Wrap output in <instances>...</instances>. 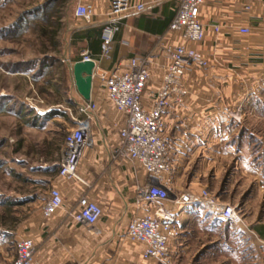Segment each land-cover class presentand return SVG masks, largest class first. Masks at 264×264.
Wrapping results in <instances>:
<instances>
[{"label": "crops", "instance_id": "obj_1", "mask_svg": "<svg viewBox=\"0 0 264 264\" xmlns=\"http://www.w3.org/2000/svg\"><path fill=\"white\" fill-rule=\"evenodd\" d=\"M137 1L144 3L146 10L142 13L131 11L122 17L110 59L102 58L99 45L93 49L87 42H78L77 56L65 63L69 85L65 102L76 111L75 118H81L78 107L88 101L79 95L74 85L73 65L82 60L83 54L91 55L96 63L91 93V101L97 105L92 124L94 146L87 149L80 160L78 175L81 181L59 177L60 162L57 164L51 176L52 188L60 191L64 201L62 208L50 217L41 212L28 220L21 231L17 230V239H30L36 244L33 264H165L145 259L144 245L127 237L128 223L137 213L136 192L145 184L146 173L137 162L112 159L113 152L121 144L120 131L127 117L114 107L99 78L103 72L126 71L133 58H150V78L143 97L144 105L149 108L171 63L167 48L183 44L181 35L169 30L177 10L174 0ZM82 2L94 4L97 16L93 24L72 27L71 41L73 33L100 28L106 22L104 15L109 9V0ZM200 20L207 29L206 37L203 42L190 46L203 53L209 60V67L192 65L186 68L184 85L188 94L184 103L175 106L164 118L176 161L174 191L181 164L191 151L205 150L214 144L225 146L227 135L237 132L238 125L229 129L212 124L218 121L215 117H222L225 125L231 119L235 124L248 122L258 106L255 103L264 101V93H254L260 87L264 90V0H207L201 8ZM214 25L221 27L219 34L214 33ZM241 28H250L251 33L242 35ZM56 116L62 115L55 113L50 118ZM242 127L244 125H240L238 132ZM216 134L224 137L217 138L216 142L212 137ZM63 146L64 140L61 157ZM84 196L98 204L103 212L94 229L70 217L78 200ZM257 232L264 239V225L258 227ZM184 241L185 238L179 245L172 246V263L176 264L182 257Z\"/></svg>", "mask_w": 264, "mask_h": 264}, {"label": "rangeland", "instance_id": "obj_2", "mask_svg": "<svg viewBox=\"0 0 264 264\" xmlns=\"http://www.w3.org/2000/svg\"><path fill=\"white\" fill-rule=\"evenodd\" d=\"M76 5V0H0L1 264L13 263L17 230L42 212L64 137L74 126L76 111L65 102V63L79 47L70 29L87 24L74 16ZM255 104L248 122L231 119L225 125L215 117L212 124L238 125L237 132L227 135L225 146L191 151L181 164L177 189L163 203L175 209L185 238L176 264H264V239L257 232L264 225V101ZM49 111L62 116L51 119ZM220 136L212 137L217 142ZM203 190L235 209L239 225L213 219L199 204L175 207L177 196Z\"/></svg>", "mask_w": 264, "mask_h": 264}, {"label": "built area", "instance_id": "obj_3", "mask_svg": "<svg viewBox=\"0 0 264 264\" xmlns=\"http://www.w3.org/2000/svg\"><path fill=\"white\" fill-rule=\"evenodd\" d=\"M174 1L177 10L169 30L179 33L183 44L167 48L171 63L161 88L152 96L149 108L144 105L143 97L150 78V58H133L126 71L116 70L99 75L110 101L127 117L126 125L120 131L121 144L113 152L112 159L124 158L137 162L146 173L145 184L139 186L136 192L134 206L137 213L128 223L127 237L144 245L145 259L160 260L165 264L172 263V246L180 244L182 234L175 209L163 204L175 193L176 176L172 137L166 132L164 118L175 106L182 105L188 94L184 85L186 68L192 65L209 67V60L203 53L190 46L203 42L206 37L207 29L200 20V11L207 0ZM145 10V4L137 0H109L102 31V58L110 59L114 53L115 37L120 31L122 17L131 11L142 13ZM74 16L87 24H93L97 16L96 8L92 3L79 0ZM213 31L219 34L221 27L214 25ZM240 33L249 35L251 31L250 28H241ZM89 60L93 59L88 54H83L81 61ZM96 111L97 105L91 100L78 107L81 118H72L74 126L67 130L64 137L59 177L81 181L78 166L84 152L94 146L92 124ZM63 204L60 191L52 188L42 213L45 217H50ZM194 204L203 206L213 219L231 222L233 225L241 222L235 209L220 204L207 190H203L198 196H177L174 201L175 207L180 208ZM102 215L101 207L86 196L78 200L76 209L70 213L76 223L93 229ZM14 252L12 264H33L36 244L30 239L17 241Z\"/></svg>", "mask_w": 264, "mask_h": 264}, {"label": "water", "instance_id": "obj_4", "mask_svg": "<svg viewBox=\"0 0 264 264\" xmlns=\"http://www.w3.org/2000/svg\"><path fill=\"white\" fill-rule=\"evenodd\" d=\"M95 68L96 63L94 60L78 61L72 68L74 85L85 101L91 100Z\"/></svg>", "mask_w": 264, "mask_h": 264}, {"label": "trees", "instance_id": "obj_5", "mask_svg": "<svg viewBox=\"0 0 264 264\" xmlns=\"http://www.w3.org/2000/svg\"><path fill=\"white\" fill-rule=\"evenodd\" d=\"M102 31L103 27L88 29L86 32H76L72 35V43L77 44L78 42H87L90 48L95 49L96 45L102 48ZM91 56V55H90ZM79 60V59H78ZM55 113L49 112L47 116H54ZM263 237V235H262Z\"/></svg>", "mask_w": 264, "mask_h": 264}]
</instances>
